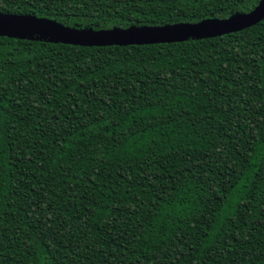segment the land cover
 <instances>
[{
    "label": "trees",
    "instance_id": "trees-1",
    "mask_svg": "<svg viewBox=\"0 0 264 264\" xmlns=\"http://www.w3.org/2000/svg\"><path fill=\"white\" fill-rule=\"evenodd\" d=\"M260 0H0L89 31ZM0 264H264V17L181 41L0 34Z\"/></svg>",
    "mask_w": 264,
    "mask_h": 264
},
{
    "label": "water",
    "instance_id": "water-1",
    "mask_svg": "<svg viewBox=\"0 0 264 264\" xmlns=\"http://www.w3.org/2000/svg\"><path fill=\"white\" fill-rule=\"evenodd\" d=\"M264 17V0L251 10L226 18H205L197 22H177L149 27L89 31L64 26L52 19L31 14L0 13V34L15 37L48 38L55 42L82 46L149 44L181 41L187 37H210L236 31Z\"/></svg>",
    "mask_w": 264,
    "mask_h": 264
}]
</instances>
